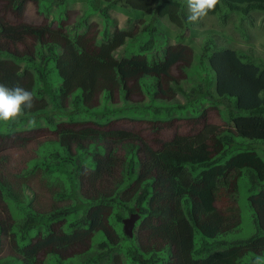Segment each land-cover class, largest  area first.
Here are the masks:
<instances>
[{
  "label": "trees",
  "instance_id": "16d2710c",
  "mask_svg": "<svg viewBox=\"0 0 264 264\" xmlns=\"http://www.w3.org/2000/svg\"><path fill=\"white\" fill-rule=\"evenodd\" d=\"M186 1L106 0L98 9L106 20L108 8L121 2L151 14L152 22L142 27L147 40L139 52L105 60L75 45L57 52L52 24L25 21L27 0H0V83L34 96L19 120L5 121L4 129L0 121V207L20 221L0 217V264H117L116 251L132 264H264V160L253 146L264 145V63L209 37L199 56L202 83L185 89L191 46L167 42L158 58L145 51L160 31L157 18L187 26ZM254 11L264 12V0H219L208 14L224 20L234 12L251 22ZM129 35L116 29L120 43ZM78 57L86 58L83 65ZM115 91L122 106L106 103ZM178 96L201 119L207 110L199 112L200 101L209 97L230 123L205 122L192 134L156 140L150 126L170 117L165 102ZM176 107L181 113L186 103ZM59 114L67 120L55 123ZM41 118L52 136L16 130ZM120 118L141 124L119 127ZM243 206L253 232L239 239ZM137 207L129 237L122 219ZM75 256L80 261L73 263Z\"/></svg>",
  "mask_w": 264,
  "mask_h": 264
},
{
  "label": "rangeland",
  "instance_id": "374dc122",
  "mask_svg": "<svg viewBox=\"0 0 264 264\" xmlns=\"http://www.w3.org/2000/svg\"><path fill=\"white\" fill-rule=\"evenodd\" d=\"M106 3V0H27L24 18L25 21L31 23H41L46 20L52 24L53 33L50 41L55 44L59 53L63 51L71 53L72 46L74 45L78 48L80 54H84L86 57L94 56L105 60H118L122 56L139 52V47L147 40V35L142 31V27L145 23L152 22L151 14L135 11L129 7H124L121 2H117L108 8V18L106 20L98 11L99 7L105 6ZM184 7L189 16L190 12L187 1L184 3ZM153 23L160 31L155 33V42H152L150 47L145 51L148 57H160L162 48L167 42L181 41L193 49L195 54L194 61L191 67L186 69L189 78L183 83L184 88L188 91L202 83L204 71L200 69L199 56L203 50L205 41L209 37L213 38L214 43L219 46H230L235 49H241L252 58H257L264 63V12H252L251 22L249 19H242L236 13L230 12L224 20H221L217 14H208L198 22H188L187 26L183 28L171 24L164 17L157 18ZM244 27L245 31H243ZM117 28L130 31V35L124 39L123 43L118 42L116 36ZM181 33L183 37H179ZM74 55L76 57L77 54L75 53ZM81 58L83 61H86L85 57H78L76 61L83 65ZM204 62L207 61L204 60ZM20 65H24V62L20 63ZM206 67H208L207 63ZM172 72L176 76L179 75L176 66L172 68ZM213 88V85L209 88L212 94H214ZM118 93V91H115L113 99L106 101L111 107L123 105ZM132 98L140 102L143 97L135 94ZM208 98L206 97L200 101L201 107L199 108V112L207 110L205 119H201L200 117L195 118L198 112L190 110L188 100L184 96H178L169 103L165 102L166 105L172 108L170 117L167 119H173L170 122L161 123L162 128L159 132L169 137L174 132L192 134L201 129L205 122L215 124L219 128H222L223 123L229 124L230 120L227 117L224 106L220 104L217 105V108H214L215 104L208 100ZM99 99L101 101L103 96ZM179 103H186V108L181 113L176 107V104ZM67 106L69 107L70 103ZM127 110L130 114L131 109L127 108ZM122 116H125V113H120L117 117ZM120 119L116 123L119 127L140 126L141 124L139 122L129 123L125 119ZM54 120L55 123H59L66 121L67 118L64 114H59L54 117ZM38 124L32 125L31 121H28L25 124L17 125L16 130H22L23 132H20V134H24L28 131L26 129L35 128L36 130H33L31 136L39 137L43 134L45 136L42 137L45 138L49 135L52 136L53 132L46 128L48 126L44 118H41ZM151 127L154 128L155 126L152 125ZM2 128H5V121L2 123ZM29 146L33 148L35 142H31ZM253 146L264 160L263 143L258 142ZM37 183L40 184V181ZM42 187L47 189L45 186ZM0 217L9 225L20 222L18 221L19 215L17 213L11 212V214H6V209L1 207ZM242 221L241 231L235 236L239 239L246 238V236L253 232L252 213L244 206ZM228 239H231V236ZM115 254L118 255L119 259V263L117 264H132L125 253L116 251ZM70 261L76 263L80 261V256H75ZM46 264L53 263L47 260Z\"/></svg>",
  "mask_w": 264,
  "mask_h": 264
},
{
  "label": "clouds",
  "instance_id": "9594fccd",
  "mask_svg": "<svg viewBox=\"0 0 264 264\" xmlns=\"http://www.w3.org/2000/svg\"><path fill=\"white\" fill-rule=\"evenodd\" d=\"M218 3L219 0H187L188 9L190 12V15L187 17L188 21L198 22L202 20L204 17L208 15L209 11L214 10V8ZM33 106H34V96L31 91L19 85H17L14 88H9L4 84L0 83V121H17L25 114L24 112L25 108L31 109ZM172 119L173 118L166 119L165 122H170ZM160 124L161 123H159V125ZM134 126L132 125L130 127H134ZM161 128L162 127L160 125V127L158 128L154 127L151 129L156 140H160V137L166 139L164 133L162 134L159 132ZM175 134H179V132H174L169 137H172ZM181 135H187V134H181ZM137 209H139V207H137L136 210ZM129 214L126 217H128ZM139 218H140V214H139ZM122 227H123V223H122Z\"/></svg>",
  "mask_w": 264,
  "mask_h": 264
},
{
  "label": "water",
  "instance_id": "95a60500",
  "mask_svg": "<svg viewBox=\"0 0 264 264\" xmlns=\"http://www.w3.org/2000/svg\"><path fill=\"white\" fill-rule=\"evenodd\" d=\"M138 218H139V213L137 209L136 212H132L129 214L128 217L122 219L123 231L127 236L129 237L133 236V228Z\"/></svg>",
  "mask_w": 264,
  "mask_h": 264
}]
</instances>
